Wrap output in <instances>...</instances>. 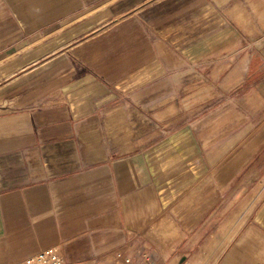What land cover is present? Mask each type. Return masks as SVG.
<instances>
[{
  "label": "crops",
  "instance_id": "crops-1",
  "mask_svg": "<svg viewBox=\"0 0 264 264\" xmlns=\"http://www.w3.org/2000/svg\"><path fill=\"white\" fill-rule=\"evenodd\" d=\"M250 1L0 0V264H264V118L191 102Z\"/></svg>",
  "mask_w": 264,
  "mask_h": 264
},
{
  "label": "rangeland",
  "instance_id": "rangeland-1",
  "mask_svg": "<svg viewBox=\"0 0 264 264\" xmlns=\"http://www.w3.org/2000/svg\"><path fill=\"white\" fill-rule=\"evenodd\" d=\"M246 5L249 16L245 15L247 18L245 22L240 21L247 32L243 36L242 50L236 55L232 54L231 66L212 67L205 73L200 72V78L204 81L197 84L199 92L191 102L196 105L207 103L210 108L225 106L229 107L231 112L240 108L247 113L249 122L257 127L258 121L264 118V0H251ZM222 70L225 73L218 77V73ZM219 92L224 93V96L219 97ZM197 94L200 96L198 97ZM245 197L247 195L241 201ZM241 201L231 211L229 215L231 220L244 219L249 215V211L242 209L244 205ZM250 202H254L253 197ZM236 229L237 227L231 226V237Z\"/></svg>",
  "mask_w": 264,
  "mask_h": 264
},
{
  "label": "built area",
  "instance_id": "built-area-1",
  "mask_svg": "<svg viewBox=\"0 0 264 264\" xmlns=\"http://www.w3.org/2000/svg\"><path fill=\"white\" fill-rule=\"evenodd\" d=\"M10 264H70L68 263L60 249L57 246H49L46 247L33 255L22 258L20 260H16ZM85 264H98L96 262L93 263H85ZM110 264H131L130 259L126 258L123 260L115 261Z\"/></svg>",
  "mask_w": 264,
  "mask_h": 264
},
{
  "label": "bare ground",
  "instance_id": "bare-ground-1",
  "mask_svg": "<svg viewBox=\"0 0 264 264\" xmlns=\"http://www.w3.org/2000/svg\"><path fill=\"white\" fill-rule=\"evenodd\" d=\"M179 235H180V233H179ZM182 235V234H181Z\"/></svg>",
  "mask_w": 264,
  "mask_h": 264
}]
</instances>
